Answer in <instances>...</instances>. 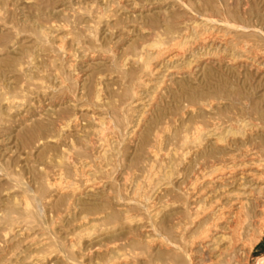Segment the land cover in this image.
Masks as SVG:
<instances>
[{
	"label": "rangeland",
	"instance_id": "1",
	"mask_svg": "<svg viewBox=\"0 0 264 264\" xmlns=\"http://www.w3.org/2000/svg\"><path fill=\"white\" fill-rule=\"evenodd\" d=\"M263 1L0 0V264H154L152 223L197 264L264 263V80L210 67L234 47L264 62ZM247 2L261 31L233 42L226 22ZM217 94L223 119H245L250 134L223 155L207 136ZM230 157L261 189L228 224L221 255L204 246L203 226L192 234L198 206L180 199L202 166ZM164 245L160 264H186Z\"/></svg>",
	"mask_w": 264,
	"mask_h": 264
},
{
	"label": "bare ground",
	"instance_id": "2",
	"mask_svg": "<svg viewBox=\"0 0 264 264\" xmlns=\"http://www.w3.org/2000/svg\"><path fill=\"white\" fill-rule=\"evenodd\" d=\"M181 1V0H180ZM264 2V1H263ZM261 3V2H260ZM246 4H248L247 6H249L250 10L249 12L243 16V17H238L236 14L232 15V18L226 22V26L229 30V35L232 36V38L234 39L233 42L236 41V39L239 37L240 34L242 35H252L255 32H259L260 29V21L263 19V14L257 10L256 12L253 11V9H251L252 7V3L247 2ZM262 5V4H261ZM171 6V5H169ZM153 7V6H152ZM246 7V6H245ZM23 8V7H22ZM212 8V7H211ZM176 9V8H175ZM23 10V9H22ZM165 10V9H164ZM148 11V10H147ZM150 11V10H149ZM168 11V10H167ZM139 12V11H138ZM146 12V11H145ZM171 12V11H170ZM141 13V11H140ZM148 13V12H147ZM22 14V13H21ZM143 14V13H142ZM22 16V15H21ZM34 19V18H33ZM193 22V21H192ZM182 23V22H181ZM192 24V23H191ZM207 24V23H206ZM209 24V23H208ZM263 25V24H262ZM219 27V26H218ZM47 30V29H46ZM245 40V39H243ZM246 41V40H245ZM256 41V40H255ZM220 42V41H219ZM232 42V43H233ZM35 43V42H34ZM33 43V44H34ZM227 43V42H226ZM241 43V42H240ZM17 44V43H16ZM20 44V43H19ZM219 44V43H218ZM236 44V43H235ZM15 46V45H14ZM220 46V45H219ZM225 46V45H224ZM236 46V45H235ZM239 46H241L239 44ZM221 47V46H220ZM223 47V46H222ZM242 47V46H241ZM214 48V47H213ZM227 49L230 47H226ZM224 49V47H223ZM218 50V49H217ZM216 50V51H217ZM221 50V49H220ZM219 50V51H220ZM247 50V49H246ZM245 50V51H246ZM217 51V52H219ZM244 53H247L245 52ZM223 52V51H222ZM221 52V53H222ZM251 52V51H250ZM204 53V52H203ZM212 53V52H211ZM243 53V51L241 50H237L236 47L231 48L230 51L228 52L227 56L225 59H221L218 58L216 60L213 59V61H211V66H216V67H223L226 68L228 70V73H230V75L232 77L235 78V75L238 74L239 72L243 74L244 77L248 76V74L253 75L252 78L254 77L256 81H260V80H264V69H262L261 65L262 63H260V61L258 62V60L256 59V55L254 56L255 58L249 57L247 55H245ZM153 54V53H152ZM190 54V53H189ZM219 54V53H218ZM257 54V53H256ZM37 55V52H36ZM168 55V54H167ZM171 55V54H170ZM208 55V53H207ZM9 56V55H8ZM155 56V55H154ZM201 56V55H200ZM203 56V54H202ZM205 56V53H204ZM210 56V55H209ZM215 56V55H214ZM259 56V55H258ZM13 57V56H12ZM172 58V55L170 56ZM189 57V56H188ZM207 57V56H206ZM211 57V56H210ZM36 58V57H35ZM205 58V57H204ZM213 58V57H212ZM258 58V57H257ZM132 59V58H131ZM263 59V58H262ZM12 60V59H11ZM17 60V59H16ZM29 60V57H28ZM179 60V59H178ZM209 60V59H208ZM3 61V60H2ZM161 61V60H160ZM172 61V60H171ZM198 61V60H197ZM207 61V60H206ZM1 62V61H0ZM28 63V62H27ZM33 63V62H32ZM179 63V62H178ZM7 64V63H6ZM130 64V63H129ZM125 65V63H124ZM198 65V64H196ZM201 65V64H200ZM264 67V65H263ZM26 68V67H25ZM151 68V67H150ZM24 69V68H23ZM189 69V68H188ZM193 69V68H192ZM196 69V68H195ZM26 70V69H25ZM24 70V71H25ZM32 70V69H31ZM36 71V69H34ZM126 70V68H125ZM187 70V69H186ZM33 71V70H32ZM155 71V70H154ZM47 72V71H46ZM160 72V71H159ZM182 72V70H181ZM34 73V72H33ZM45 73V71H44ZM171 73V72H170ZM197 73V72H195ZM144 74V73H143ZM159 74V73H158ZM176 74V73H175ZM188 74V73H187ZM200 74V73H199ZM184 75V74H183ZM201 75V74H200ZM30 76V75H29ZM177 76V75H176ZM163 77V75H162ZM176 78V77H175ZM179 78V77H178ZM201 78V77H200ZM168 79V78H167ZM172 79L173 76H172ZM185 79V78H184ZM31 80V79H30ZM57 80V79H56ZM206 80V79H205ZM162 81V80H161ZM163 82H165V79L163 80ZM168 82V81H167ZM177 82V81H176ZM10 85V83H8ZM160 84V83H159ZM165 84V83H162ZM202 84V83H201ZM248 84V83H247ZM246 84V85H247ZM80 86V85H79ZM160 86V85H159ZM165 86V85H164ZM250 86V85H249ZM162 87V86H161ZM245 87V86H244ZM186 88V87H185ZM193 89V88H192ZM166 90V89H165ZM185 90V89H184ZM220 87H217V93H221L220 91ZM231 90L234 91L235 93L237 92L236 86L233 83L231 85ZM240 90V89H239ZM99 91V90H97ZM247 91V90H246ZM263 91V90H262ZM141 92V91H140ZM97 93V92H96ZM171 93V92H170ZM192 93V92H191ZM8 95V94H7ZM195 95V94H194ZM220 95L221 94H217V103H215L214 106V110H215V122L213 123L212 129L211 131L209 130V132L207 133L210 137L209 142L210 145L213 149V151L218 154V155H223L225 153V149H230L232 150L233 147H237L239 145L243 146V144L245 143V141L249 138L250 134H248L247 132V121L245 119H236L235 117L233 119H223V117L220 115ZM15 96V95H13ZM141 96V95H140ZM156 97V96H155ZM19 98V97H18ZM230 98V97H229ZM6 99V98H4ZM139 99V98H138ZM142 99V98H141ZM145 100V99H144ZM159 100V98H158ZM210 100V99H209ZM8 101V100H7ZM105 101V100H104ZM206 101V100H205ZM17 102V101H16ZM155 102V101H154ZM153 102V103H154ZM5 103V102H4ZM7 103V102H6ZM9 103V102H8ZM7 103V104H8ZM14 103V102H13ZM132 104V103H131ZM241 104V103H240ZM6 105V104H5ZM17 105V104H16ZM228 105V104H227ZM13 105L10 104L9 108H11ZM241 106V105H240ZM4 107V106H3ZM7 109V107H5ZM87 108V107H86ZM147 108V107H146ZM14 109V108H12ZM11 109V110H12ZM149 110V108H147ZM241 108H239L240 110ZM2 110V109H1ZM29 110V109H28ZM194 110V108H193ZM145 111V108L144 110ZM197 111V110H195ZM199 111V110H198ZM9 112V111H8ZM139 112V111H138ZM199 114V113H198ZM242 114V113H241ZM254 114V113H253ZM3 115V114H2ZM20 116V115H19ZM30 116V115H29ZM235 116V114H234ZM239 116V115H238ZM36 117V116H34ZM233 117V116H232ZM247 117V116H246ZM28 118V117H27ZM31 118V117H30ZM198 119V118H197ZM144 120V119H143ZM137 121V120H136ZM24 122V121H23ZM26 123V122H24ZM28 123V122H27ZM138 125V124H137ZM134 126V125H133ZM205 126V125H204ZM210 126V125H208ZM138 127V126H137ZM197 127V125H196ZM18 128V127H17ZM32 128V127H31ZM28 129L27 130V134L28 136H32V134H34V129ZM111 128V126H110ZM135 128V127H134ZM202 128V127H201ZM132 129V128H131ZM137 129V128H136ZM199 129V128H198ZM140 130V129H139ZM204 130V129H203ZM132 131V130H131ZM130 131V132H131ZM135 131V130H134ZM133 131V133H134ZM208 131V130H207ZM78 132V131H77ZM136 132V131H135ZM201 132V131H200ZM199 132V133H200ZM104 133V132H103ZM137 133V132H136ZM135 133V134H136ZM204 133V132H203ZM206 133V132H205ZM109 134V133H108ZM139 134V133H138ZM203 134H199L197 137H203ZM206 135V134H204ZM44 136V135H43ZM104 136V135H103ZM107 136V135H105ZM110 136V135H109ZM135 136V135H134ZM133 136V137H134ZM138 136V135H137ZM206 136V137H207ZM47 137V136H46ZM132 137V138H133ZM195 137V136H194ZM196 137V138H197ZM105 138V137H104ZM135 138V137H134ZM137 138V137H136ZM204 138V137H203ZM208 138V137H207ZM47 139V138H46ZM239 139V140H238ZM41 140V139H40ZM105 140H109V138L105 139ZM112 140V139H111ZM130 140V138H129ZM199 141V140H197ZM41 142H46V141H41ZM124 142V141H123ZM40 143V141H39ZM205 143V142H204ZM42 144V143H41ZM194 144V143H193ZM199 144V143H198ZM203 144V142L201 143ZM37 145V144H36ZM43 145V144H42ZM131 145V143H130ZM190 145V144H189ZM204 145V144H203ZM202 145V146H203ZM104 146V145H103ZM102 146V148H103ZM126 146V145H125ZM200 146V145H199ZM200 146V147H202ZM198 147V146H197ZM195 147V148H197ZM205 147V146H203ZM105 149V147L103 148ZM194 149V148H193ZM199 149V148H198ZM204 149V148H203ZM108 150V149H107ZM196 150V149H194ZM193 150V151H194ZM39 151V150H38ZM102 152V150H99V152ZM186 151V150H185ZM200 151V150H199ZM207 151V150H205ZM98 152V151H97ZM105 152V151H104ZM109 152V151H107ZM195 153V152H194ZM100 154V153H99ZM103 154V153H102ZM190 154V153H189ZM209 154V153H208ZM98 156H101L98 155ZM198 156V155H197ZM206 156V155H205ZM201 157V156H200ZM197 160V159H196ZM211 160V159H210ZM210 162V161H209ZM209 164V163H208ZM188 165V164H187ZM257 169H262L264 170V165L263 166H257L255 165ZM187 167V166H186ZM200 167V166H199ZM185 168V167H184ZM255 168V167H254ZM255 168V169H256ZM207 169V170H206ZM199 170V169H197ZM202 170V174L200 175V177L198 176V178H195L194 182H191V185L186 189L183 190V198L180 199L181 200V204L185 205L186 207H188L190 204L195 203L196 206H198V209H196L195 212V216L194 217H200V219H202L201 221L198 222V225L196 223V225L198 226L194 231H192V234L197 232V230H199V227L203 226V230H201L200 232L202 233V241L204 239V241H206L207 244H205L204 246H207L208 248H210L212 251H216L218 254L223 253L226 249L229 248V246L231 245L230 243H232L229 239V233L227 232L230 228V224L231 221L233 223V219L235 217V215H237L240 211H242L244 205H246L247 200H250L248 197L251 195V192L253 190H260L261 186H259L258 184H260L261 182H259L255 177L247 175L246 176V171L244 169L243 163L241 160H235L233 158H222L220 161H212L208 166H202L201 168ZM206 170V171H205ZM259 170V172H260ZM256 171V170H255ZM0 172L4 175V177L8 178L9 175L7 172H5V170L3 169V166L0 164ZM197 172V171H195ZM257 172V171H256ZM263 172V171H262ZM85 174V173H83ZM187 174V173H186ZM196 174V173H195ZM183 176V175H182ZM74 178V177H73ZM179 179V178H178ZM193 179V178H192ZM194 180V179H193ZM191 180V181H193ZM154 182V181H153ZM259 182V183H258ZM97 183V182H96ZM155 183V182H154ZM171 181H167L166 187L164 188L165 194L168 195V189H169V185L171 184ZM92 184V183H91ZM164 183H162L163 185ZM19 187L21 188H27V186L25 185V183H20L18 184ZM70 186L71 183L69 184ZM76 185V184H75ZM158 185V184H157ZM160 185V183H159ZM264 185V184H263ZM262 185V186H263ZM92 186H96L95 184ZM99 186V185H98ZM98 186H96L98 188ZM165 186V185H164ZM101 187V185H100ZM175 187V186H174ZM159 188V187H158ZM177 188V187H176ZM60 189V188H58ZM103 189V188H102ZM126 189V188H125ZM175 189V188H174ZM70 190H73L70 188ZM86 190V189H84ZM92 190V189H91ZM156 190V189H155ZM159 190V189H157ZM163 190V189H162ZM256 190V191H257ZM93 191V190H92ZM75 192V191H74ZM162 192V191H161ZM160 192V193H161ZM254 192V191H253ZM73 193V192H72ZM147 193V192H146ZM153 193V192H152ZM174 193V192H173ZM256 193V192H255ZM59 194V193H58ZM75 194V193H73ZM72 194V195H73ZM77 194V193H76ZM86 194V193H85ZM91 194V193H90ZM98 194V193H97ZM150 194V193H149ZM96 195V194H95ZM99 195V194H98ZM97 195V196H98ZM179 195V194H178ZM255 195V194H254ZM57 196V195H56ZM78 196V195H77ZM76 196V197H77ZM101 196V195H100ZM136 196V194H135ZM143 196H147V195H143ZM151 196V195H150ZM159 196V195H157ZM89 197V196H88ZM104 197V196H103ZM139 197V194L137 195V198ZM154 197V196H153ZM252 197V196H251ZM254 197V196H253ZM260 197V196H259ZM75 198V197H73ZM147 198H149L147 196ZM257 198V194L256 197ZM55 199V198H54ZM101 199V197H100ZM113 199V198H112ZM152 199V198H151ZM150 199V200H151ZM252 199V198H251ZM37 200V199H36ZM57 200V198H56ZM87 200V199H86ZM91 200V199H90ZM98 200V197H97ZM145 201V198L143 199ZM142 200V201H143ZM149 200V201H150ZM157 200V199H155ZM154 198L153 201L155 202ZM255 200V199H254ZM94 201V200H93ZM118 201V200H117ZM143 201V202H144ZM149 201L147 203H149ZM151 201V202H153ZM176 201V200H174ZM74 202V201H73ZM72 202V203H73ZM150 202V203H151ZM172 202V201H171ZM177 202V201H176ZM173 202V203H176ZM253 202V200H252ZM256 202V201H255ZM254 202V203H255ZM54 203V201H53ZM125 204V202H123ZM146 203V202H145ZM161 203V202H159ZM168 203V202H167ZM123 204V206H125ZM140 204V202H139ZM153 204V203H151ZM171 203H169L170 205ZM178 204V203H177ZM175 204V205H177ZM199 204V205H198ZM73 205V204H72ZM121 205V203H120ZM129 205V204H128ZM172 205V204H171ZM170 205V206H171ZM194 205V204H193ZM194 205V206H195ZM248 205V204H247ZM256 205V204H254ZM258 205V203H257ZM256 205V206H257ZM82 206V205H81ZM92 206V205H91ZM158 207V205H156ZM161 206V204H160ZM159 206V207H160ZM163 206V204H162ZM259 206V205H258ZM78 207V206H77ZM85 207V206H84ZM113 207V206H112ZM127 207V206H126ZM125 207V208H126ZM134 207V206H133ZM153 207V206H152ZM172 207H175L172 205ZM193 207V206H192ZM200 207V209H199ZM72 208V207H71ZM70 208V209H71ZM124 208V207H123ZM121 208V209H123ZM124 208V209H125ZM131 208V207H130ZM156 208V207H155ZM191 208V207H190ZM69 209V208H68ZM112 209V208H111ZM152 209V208H151ZM163 209V208H162ZM94 210V209H93ZM138 211V209H135ZM140 210V209H139ZM154 212L155 210L152 209ZM151 210V211H152ZM160 209H158L157 211H159ZM165 210V209H164ZM178 210V209H177ZM252 211V216H255L253 207L251 209ZM72 211V210H71ZM70 211V212H71ZM121 211V210H120ZM143 211V210H142ZM150 211V212H151ZM161 211V210H160ZM159 211V214H160ZM256 211V209H255ZM149 212V213H150ZM153 212V213H154ZM164 212V211H163ZM172 212V210H171ZM257 212V211H256ZM111 213V212H110ZM113 213V212H112ZM148 213V212H147ZM167 213V212H166ZM40 214V212H39ZM141 214V213H140ZM155 214V213H154ZM162 214V212H161ZM190 214V213H189ZM72 215V214H71ZM132 215V214H131ZM137 215V214H136ZM156 215V214H155ZM100 216V215H99ZM117 216V215H116ZM133 216V215H132ZM131 216V217H132ZM135 216V215H134ZM152 216V214H151ZM157 216V215H156ZM170 216V215H169ZM92 217V216H91ZM127 217V216H126ZM125 217V218H126ZM129 217V216H128ZM126 219H129V218ZM130 217V218H131ZM121 218V217H120ZM134 218V217H133ZM136 219V223H137V217ZM158 219V218H157ZM153 220V219H152ZM90 222V221H89ZM94 222V221H93ZM125 222V220L123 221ZM132 222V220H131ZM134 222V221H133ZM180 222V221H179ZM179 222H177L176 224H179ZM197 222V221H196ZM163 223V222H162ZM185 223V222H184ZM229 224V225H228ZM91 225V224H90ZM145 225V224H144ZM174 225V223H173ZM183 225V224H182ZM151 226V225H150ZM195 226V225H194ZM18 227V226H17ZM172 227V225H171ZM180 227V226H179ZM15 228V227H14ZM19 228H21L19 226ZM183 229V226H182ZM181 229V230H182ZM150 230V229H149ZM163 230V228H162ZM14 231V230H13ZM21 231V230H20ZM183 231V230H182ZM191 231V229H190ZM16 232V230H15ZM186 232V231H185ZM173 233V232H172ZM17 234V233H16ZM147 234V233H146ZM165 236L160 237L159 235V230L156 226L155 223H152V230H151V238H150V247H152V250L154 251V264H160L161 261V257H162V251H160V246L161 243L165 244L164 246L166 247V250L168 252H170L171 254H174L177 258L179 257V253L183 254L186 258V264H197V262L195 261V257L192 255L191 252V247L189 250H187L184 246L175 244L172 242V240H170L168 238V230L166 229L164 231ZM174 234V233H173ZM176 234V232H175ZM181 234V233H179ZM189 234V233H188ZM184 235V234H183ZM178 236V234L176 235V237ZM200 236V235H199ZM186 237V236H185ZM161 238V239H160ZM179 238V236L177 237ZM200 238V237H199ZM197 237V240L199 239ZM191 239V238H190ZM10 240V239H9ZM136 240V239H135ZM182 240V239H181ZM195 240V239H194ZM194 240L192 239V241L194 242ZM232 240V238H231ZM199 243H201V240H198ZM203 241V242H204ZM139 242V241H138ZM147 242V241H146ZM149 242V241H148ZM188 242V240H187ZM192 242V243H193ZM198 243V242H197ZM236 243V242H235ZM147 245V244H146ZM193 245V244H192ZM189 245L188 242V246H192ZM195 245H197L195 243ZM201 245V244H200ZM199 246V245H197ZM187 247V246H186ZM193 247V246H192ZM235 247H237L235 245ZM233 247V248H235ZM59 248V247H58ZM162 249V247H161ZM207 249V248H205ZM199 250V249H198ZM203 250V249H202ZM205 253L206 251L203 250ZM166 252V251H165ZM209 252V251H208ZM204 253V254H205ZM214 253V252H213ZM212 253V254H213ZM210 255V254H209ZM216 255V254H215ZM222 255V254H221ZM204 256V255H203ZM63 257V256H62ZM175 262V261H173ZM176 264V262H175ZM205 264V263H204ZM264 264V263H262Z\"/></svg>",
	"mask_w": 264,
	"mask_h": 264
}]
</instances>
